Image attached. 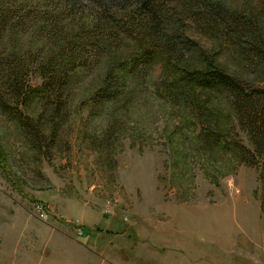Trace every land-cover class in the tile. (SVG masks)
<instances>
[{
  "label": "rangeland",
  "instance_id": "rangeland-1",
  "mask_svg": "<svg viewBox=\"0 0 264 264\" xmlns=\"http://www.w3.org/2000/svg\"><path fill=\"white\" fill-rule=\"evenodd\" d=\"M224 1L238 10L264 5ZM187 25L206 57L259 85L223 30ZM32 36L15 28L3 41L22 55L41 43ZM138 48L127 41L72 73L59 110L55 95L20 106L34 135L0 109V264H180L186 241L229 250V227L235 238L242 232L229 225V206L259 210L264 221V155L229 95L187 82L164 60L132 71L125 58ZM106 78L124 87L97 101ZM30 82L40 84L35 71ZM229 142L251 150L252 163Z\"/></svg>",
  "mask_w": 264,
  "mask_h": 264
},
{
  "label": "trees",
  "instance_id": "trees-1",
  "mask_svg": "<svg viewBox=\"0 0 264 264\" xmlns=\"http://www.w3.org/2000/svg\"><path fill=\"white\" fill-rule=\"evenodd\" d=\"M189 21L204 23L208 31L223 30L224 40L257 75L259 85L206 57L199 43L187 35ZM15 28L31 32L41 42L35 51L17 55L5 47L4 36ZM127 41L140 46L125 58L132 71L164 60L187 82L229 95L236 119L251 136L255 151L264 155L263 4L238 10L224 0H0V109L27 135H34L33 124L20 106L35 95L45 94L46 101L55 95L59 110L61 91L71 74L95 68L104 54ZM193 53L205 62L204 67L191 63ZM32 71L40 78L38 87L30 82ZM117 82L106 78L96 100L110 98L118 87L123 89V80ZM212 135L211 129L207 131L206 136ZM231 145L247 152L245 161L252 163L251 150L235 142Z\"/></svg>",
  "mask_w": 264,
  "mask_h": 264
},
{
  "label": "crops",
  "instance_id": "crops-1",
  "mask_svg": "<svg viewBox=\"0 0 264 264\" xmlns=\"http://www.w3.org/2000/svg\"><path fill=\"white\" fill-rule=\"evenodd\" d=\"M235 211L233 206H229V225L232 229L234 226L241 227L242 232L235 238L229 227V250L212 253L186 241L185 246H177L183 256L180 264H205L208 258L215 264H264V221L261 220L259 210L254 215L248 211Z\"/></svg>",
  "mask_w": 264,
  "mask_h": 264
}]
</instances>
